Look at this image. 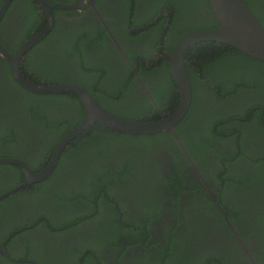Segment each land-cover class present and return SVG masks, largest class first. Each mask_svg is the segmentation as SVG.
Masks as SVG:
<instances>
[{
    "label": "flooded vegetation",
    "instance_id": "1",
    "mask_svg": "<svg viewBox=\"0 0 264 264\" xmlns=\"http://www.w3.org/2000/svg\"><path fill=\"white\" fill-rule=\"evenodd\" d=\"M162 1L0 0V160L14 161L0 164V196L9 192L0 203L7 200L17 206L4 233H0V249L7 257L0 255L9 262L13 256L19 264H85L88 256L89 264H161L162 251L172 242L169 236L183 241L187 231L192 235L189 242L212 241L215 235L224 240L229 237L231 243L240 245L249 264H258L252 256L256 244L244 240L240 223L234 225L220 207L222 202L232 205L237 197L245 199L230 183L223 185L217 180L226 168L232 174L237 169L233 158L225 163L222 154L237 157L245 149L244 139L238 136L220 140L237 133L232 131L242 125L239 119L227 123L215 137L210 135L213 128L202 129L200 137L208 139L210 146L201 156L191 153L182 140L188 139L190 131L185 127L179 136L174 130L164 132L166 135L152 143L136 139L141 136L126 135L134 140L110 144L113 151L134 144L130 152L104 150L105 155L93 158L95 153L86 149L74 159L80 164L69 158L61 162L63 152L90 137L95 128L105 132L104 127L94 124L64 147L45 180L27 183L25 171H44L59 142L85 113L80 101L57 97L72 94H39L21 85L12 60L19 49L43 34L19 57L16 67L20 75L34 85H62L59 82L67 81L65 84L81 85L87 92L96 90L120 100L117 104L106 100L104 108L95 99L103 109L120 112L117 108L129 98H134L136 105L144 99L154 103L152 92L163 85L172 90L178 103L168 57L183 35L212 29L215 20L207 0ZM185 67L187 71L186 61ZM254 71L257 77L250 73L246 80L249 86L254 83L262 87L241 89L230 101L236 109L215 103L211 96L215 108L211 113L205 107L206 115L215 111L214 118L220 113L240 114L244 108L245 121H258L259 112L264 120V104L261 110L251 106L264 102V73ZM195 81L202 82L195 85L198 93H205L204 81ZM43 96L50 97L33 101ZM157 115L162 117L163 112ZM252 153L262 155L264 147ZM237 162L243 164L241 159ZM107 168L109 175L125 171L124 176H106L101 190L92 191L93 186L99 187L95 176ZM70 194L77 198L68 200ZM6 209L1 207L0 214ZM190 221L193 225L184 224ZM216 224L219 231L208 229Z\"/></svg>",
    "mask_w": 264,
    "mask_h": 264
},
{
    "label": "trees",
    "instance_id": "2",
    "mask_svg": "<svg viewBox=\"0 0 264 264\" xmlns=\"http://www.w3.org/2000/svg\"><path fill=\"white\" fill-rule=\"evenodd\" d=\"M243 1L247 4L253 14L258 18L261 25L264 27V0ZM163 2L164 0L161 2V4H163ZM169 4H171V2L165 3V6ZM172 22L173 20L171 21V23ZM211 27H216L214 21ZM171 49L169 50V53ZM184 57L186 61L190 85L192 87L191 89L193 90L192 103L186 116L174 128V131H176V134H178L179 136L181 129L189 127L190 131L187 133L188 135L186 134V137L188 139L182 138V140L191 153H194L197 156H201V151L210 146V142L208 139L200 137V131L202 129L204 130L213 128V130L210 132V135L215 137V132L219 133L220 131L225 129V126H227L229 123H231L235 119H239L238 121L242 125H239V127H236L232 131H237V133H230V135L226 134L227 136L221 137L220 140L229 141L231 139L234 140L240 137V140L244 139L245 141V149L241 150V154L237 157L234 156L236 154H222V158L225 163L229 158H233L232 163H235L237 165V169L235 173L232 174L228 171V168H226L224 174H221L219 178L217 176V180L223 185H227L230 183L231 186L242 192L243 198L245 199L240 201L237 197V201H235L234 203H232L231 200L228 199L230 200L232 205L222 202L220 203V207L234 225L240 223V234H244V240L246 242H253L256 244V246L253 247L252 256L255 257V260L258 262V264H264V153L262 155L256 156H254V153H252V151H254L255 149L264 147V120L263 118L261 119V112H259L260 119L258 121L252 119V121L250 120V122L245 121V117L243 115L244 108H241L242 110L240 109V114H238L237 112L220 113V116L217 118L212 117L216 113V111L213 115H206L205 112V107H208L211 113L215 108L214 103L211 100V96L214 97L215 103H221V106L225 104V108L236 109L233 102L230 101L235 100L237 94L242 91L241 89L262 87L261 85H257L254 83L249 86V81L247 82L246 76L251 75L250 73H253L254 70H256V72L258 73H264V62L253 59L231 47L215 42L200 43L199 45L191 47L185 53ZM253 75L257 77L254 73ZM169 77L171 76L169 75ZM196 78L204 81L205 93L199 94L196 90L195 85L202 84V82H196ZM66 82L67 81H62L59 83L65 84ZM171 83L175 87V83L173 80ZM43 85L45 86V84ZM77 86L83 87L81 85ZM88 91L99 103L101 102L104 108L106 107L103 102L106 100L110 103L115 104L119 103L120 101L113 100L112 96H110L109 94H101L96 90ZM171 91L172 90H166V87L163 85L160 90L152 92L151 97L154 103L146 101L144 99L140 104L136 105L142 106L141 109L130 111L128 112V114H121L120 112H117L116 110L113 111L112 109L105 110L116 113L128 120L140 122L158 120L162 118L161 115H157L158 111L161 110L163 113L171 112L176 108L177 96H175L174 93H170ZM49 97L50 96H43L40 97V99L33 101L39 102L41 98L48 99ZM57 97H73L75 99L73 100L74 102H76V100L77 102H79L76 97L71 95H58ZM263 104L264 102L260 103L258 101L251 103V106H257L259 110H261L260 107ZM154 105L157 106L156 110L154 109ZM59 107L61 109H64L66 106L59 105ZM197 110L199 112H196ZM205 118H207V121H205ZM194 124H196V128L194 127ZM98 126L104 127L101 125ZM73 127L75 126H72L71 128ZM103 129H105V132L97 131L95 128L90 137L85 138L84 141H81L77 146L71 147L67 151L63 152L62 156L60 157L61 162L66 158H69L70 162H76L74 159H77L76 156L79 155V151L85 152L86 149L88 150V152L95 153L94 155H92L93 158L105 155L103 154L104 150L107 153H115L117 151L125 153L131 151V147H133L134 144H130L125 148L115 147L114 151L113 148L110 147V144L130 143L129 141L134 140L133 138H129L126 135L117 133L115 131H110V129L105 127ZM253 134L258 135L260 139L253 137ZM164 135L166 134L160 133L151 135V137L141 136L137 137L136 139L148 140V143H152L151 141L156 140L159 137L161 138ZM240 159L243 160V164H238L237 161H239ZM76 163L80 164V161L77 160ZM100 171L101 172L94 178V181L97 182V185H99V187L95 188V186H93L91 188L92 191L96 189L101 190L100 187L102 184H104L103 178L105 179L106 176L115 175L116 177H123L125 173V171H121L116 174L111 172V175H109L108 171H111L109 168H107V170ZM94 197H97V194H94ZM74 198L76 199L77 195H68V200ZM6 201L7 200L0 203V209L1 207L7 206V209L0 214V227L3 229V232H0L1 235L2 233H4L7 227V221L12 218L14 210L17 209V206H14L13 202ZM245 215L247 216L244 218ZM191 222L192 221L184 224H190ZM33 223L34 221L26 225L20 224V227L28 226ZM179 225L180 222L176 224V226ZM203 225L206 227L208 224L204 223ZM174 229H176V227H174L172 231H174ZM208 229L219 231L221 228L219 224H216L213 227L209 225ZM15 230L16 229H11V232H14ZM200 231L201 233H205L206 230L204 228H200ZM184 232L185 236L182 237V240L184 242L181 240L174 241V239L169 236V239H171L172 242L163 249L161 254V264H249V262L244 259L242 250H240V245H234L233 243H231L229 237L224 240L220 238V235H215L214 237H212V241H200L201 239H199V241L189 242L192 235L190 233H187V231ZM110 243L115 246L114 240L111 239ZM166 249L169 250L166 251ZM11 259L14 263L9 262L2 255H0V264H19L16 263V257L12 256ZM88 259L89 258L87 256V258L85 259V264H89Z\"/></svg>",
    "mask_w": 264,
    "mask_h": 264
},
{
    "label": "water",
    "instance_id": "3",
    "mask_svg": "<svg viewBox=\"0 0 264 264\" xmlns=\"http://www.w3.org/2000/svg\"><path fill=\"white\" fill-rule=\"evenodd\" d=\"M213 14L216 27L207 30L192 31L183 35L175 44L168 57V64L175 82L178 103L171 112H164L162 118L152 121H134L120 117L103 109L95 98L82 87L76 85H34L24 79L17 66L18 59L43 37V34L26 42L12 59L17 80L31 92L39 94H72L76 96L84 110L82 121L72 128L59 142L49 166L42 172L32 174L25 171L27 183L40 182L50 174L64 147L76 136L83 133L94 124H98L117 133L128 136H151L164 132H173L174 128L186 116L191 105V85L185 67V53L189 48L205 42H215L231 47L253 59L264 62V27L243 0H207ZM49 22L51 25V18ZM1 50V47H0ZM16 67V68H15ZM12 160H0V164L12 163ZM5 193L0 196L5 197ZM0 254L7 257L6 251L0 249Z\"/></svg>",
    "mask_w": 264,
    "mask_h": 264
},
{
    "label": "rangeland",
    "instance_id": "4",
    "mask_svg": "<svg viewBox=\"0 0 264 264\" xmlns=\"http://www.w3.org/2000/svg\"><path fill=\"white\" fill-rule=\"evenodd\" d=\"M120 112H127V111H135L136 110V104L134 98L126 99L120 106V108H117Z\"/></svg>",
    "mask_w": 264,
    "mask_h": 264
}]
</instances>
